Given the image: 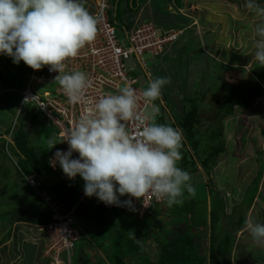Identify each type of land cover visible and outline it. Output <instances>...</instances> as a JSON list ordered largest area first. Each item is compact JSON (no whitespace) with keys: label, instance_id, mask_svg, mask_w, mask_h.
<instances>
[{"label":"rangeland","instance_id":"obj_1","mask_svg":"<svg viewBox=\"0 0 264 264\" xmlns=\"http://www.w3.org/2000/svg\"><path fill=\"white\" fill-rule=\"evenodd\" d=\"M108 1L112 2L115 6L116 1L118 0ZM169 1L173 2V0ZM257 2L264 4V0H257ZM182 4L181 7L183 9L180 6H177V8L184 11L179 12L176 9V15L181 17V15H179V13H181L185 18L187 17V19L190 17L189 21L184 19L186 21L185 24L188 23L189 30H187L184 35H179L178 40L171 44L173 48L167 50V55H169L168 60L174 61L175 66L172 67L171 64H169V61H166L165 58L163 59V55L156 59V62L163 63L159 77L171 78V83L167 84L162 89V97L169 104H171L170 100L173 102L175 101L173 107H178L179 105L184 106L185 96L191 98L200 97V101H202V105L199 101V105H201L200 116L203 121L200 129L202 133L205 131L206 133L209 132L204 135V138H207L208 136L210 137L212 134H215L213 132L218 128L215 116L221 109L220 113L225 111L224 108L226 107V101L231 97L232 101L238 102L235 97L239 92L237 87H235L234 95H232L234 87L232 77L233 75H236V73L232 71V74L230 75L224 74V69H220V67L225 65L245 69L246 75H250V77H252V75L255 74V71L259 69L260 65L252 60V55L255 50L253 46L255 39L254 28L256 23L259 22V19L254 13L245 8V0H182ZM123 5V2L118 4V9L121 11L116 21V27L122 33L123 27H130L129 22L135 15V12H124L122 9ZM158 14L161 16L164 13L161 14L159 12ZM179 22H181L180 19ZM187 41H189L188 48L184 47V44ZM148 59L149 61L155 60L153 57H148ZM0 63L3 65L2 75L5 76V79H1V81L4 83L7 82L8 78L9 80H21L24 73L31 72V68L25 65L23 61H21L20 64L23 65L24 68L20 70L19 67H17V64L13 63L12 58L4 54H0ZM127 64L132 68L131 75L139 79L142 88L145 90L150 81L146 76V73L135 59H130ZM218 68L220 70H216ZM18 69L20 72L17 73L16 70ZM23 70L26 72H23ZM150 70L153 79L156 78L152 66H150ZM246 79L252 78L247 76L245 80ZM25 80L28 81L29 76H26ZM47 88L48 87L44 85H34L33 89L34 91H41L40 93H43ZM203 95H205V99ZM11 96L12 99L6 101L8 108L4 111L2 110L4 114L0 117L2 120L0 124L1 130H5L10 115L13 116L17 113L21 104V97L17 93L12 92ZM245 97V94H243L240 99H244ZM155 103L160 106L161 115L164 120H157V122L165 124L168 122V117L165 115L162 102L159 100ZM253 103L254 104L249 110H243L238 104H235L233 113L226 116L222 121L223 134L218 137L215 135L216 138L213 139V142H215L214 144L217 146L218 144H221V146L226 148V153L223 157L225 158V161H222L224 162L223 165L220 167L221 159H219V162H217L218 164L214 167L213 176H211L214 180V184L211 182L212 180L209 179V194H207L204 186L205 171H201L200 167H197L196 164L195 166L191 165V170L187 168L186 171L191 174L192 170H195L196 168V172H198L194 176L196 195L190 197L188 193L185 192L184 203L172 207H168L166 204H156L153 208L157 210L158 214L156 219L160 224H158L159 227H162V230L154 225H152V229L149 227V231H153V234L151 235L149 231V236L148 233H144L146 235V238L144 239L150 240L149 242L147 241L146 244L148 248L144 245L141 252H136V254L139 255L134 256L138 260L132 257L129 259L127 258L126 264H156L159 253V245L157 244V241L164 242L168 239L175 238L174 236L177 234L185 232L187 230L186 226L188 225V219L186 218L184 221L185 213L187 217L189 216L191 218L196 227H202V230L207 229L209 236L211 234V223L214 224V221L218 222L217 219L220 222H223L222 226L224 228L228 229L239 224L238 222H241V219L244 218V226L246 217L243 213L245 212H247V218L251 215L256 222L264 224V208L262 205L260 206L257 202V204H253L254 207L252 209H250V207L246 209L247 207L245 208L244 205V199L253 197L256 195L255 191H258L256 183H252V180L258 176L259 172L257 151H263L262 158L264 163V95L261 98H255ZM27 110L28 107L24 109L23 114L27 113ZM39 114V119L37 121L40 123L35 126L34 131L29 134L27 138L29 144L33 146L35 151L41 154L42 152H51L53 150V148L50 150L48 145L49 139L55 137L57 142L60 141L57 137V129L46 121L40 112ZM2 146H4V142L0 140V148ZM194 155L199 158L198 151L197 153H194ZM40 156L41 160L44 162V155L42 154ZM192 158L193 156L190 154L187 160L190 161ZM16 163H19V158L14 154L12 148L9 147L8 152L5 149V151L0 154V190H3L0 191V222L2 223L0 225L9 228V221H11V218L13 217L18 219L30 218L32 214H36L34 208L38 210L44 208L48 211L46 206L37 201L34 192H29L30 190L25 185L24 180L20 178L17 173L18 168ZM225 163L227 164L224 165ZM40 166L45 173L44 178L52 183L58 184L61 181L66 182L69 180L62 170L52 172L45 164ZM218 167H220L221 170L226 167L229 168L219 172ZM239 171H243L244 173L240 176ZM237 177L239 178L237 179ZM261 183H264V168L260 184ZM262 188H264V184ZM228 190L229 195H226ZM18 195H23L28 201L31 200V202H28V205L31 207L30 210H28L29 207H27L21 212L19 210L9 211V207L22 209L23 206L18 204L20 202L16 199ZM205 195H207V203L208 196H210L212 203L215 201L216 204H218V207L215 208V210L212 211V209L209 210V207L207 208L206 203L203 201V196ZM261 196V200L264 202V192ZM88 200L89 204L86 207H88L87 209H89V212L100 207L103 209V212L107 211V214L104 216V221L112 220L110 222L117 225L116 228H118V232L116 235L113 234V238H122L125 229H127V231H132V233L136 235L138 234L137 231L143 228V226L139 224L140 228L137 229L138 223H135L134 213L129 206L105 205L95 196L88 197ZM120 200L124 201V198L122 200L120 197ZM11 201L14 202V204H11ZM244 208L245 211L243 212ZM85 211L84 206H81L79 208L80 213L76 216V226L80 231L81 229L87 231L90 226L88 220H85ZM36 216L37 215L32 217L35 218ZM2 217L3 219H1ZM6 219L10 220L5 221ZM40 219L41 218L37 216L34 221L39 222ZM20 227L24 226L20 225ZM13 229H15V227H13ZM19 229L15 230L16 233L13 238L14 240L12 244L9 245L13 257L19 258V264H56V251L48 250L49 247L46 246L47 243L44 246L45 249L40 245L43 237H35L34 234L29 239H24L22 234L20 235ZM195 230L197 231L198 228L193 231L195 232ZM193 231L190 230V232ZM104 232L105 231H103V233ZM198 233L202 237H206L203 232ZM5 234V232L0 233V238ZM90 234H92L90 235L91 237L95 238L94 245L101 247V253L105 252V254H107V259L103 258L104 256L101 258L93 243L90 244L91 240L89 241L87 238V240L82 238L78 242L76 249L72 252L70 263L67 261L66 256L63 255L65 263L77 264L75 256L81 254L83 257L86 256L91 264H115L114 259H112L113 254L110 248L111 245L105 243V235H100L97 231H93ZM193 235L196 236V234ZM201 236L199 243L204 246L206 240L204 238L202 239ZM150 238H153L154 240L152 241ZM21 239L29 242L35 240L34 243L39 244L40 249L42 248L41 254L39 255L38 246L35 247L34 244L31 243H23ZM46 240H48L47 236ZM15 242H18V244ZM135 245L138 244L136 243ZM224 245L225 244L221 243L219 246L223 248ZM19 250L23 251V253ZM142 253L144 254L142 255ZM2 254H0V256ZM242 255L243 253H241V250L237 251L236 260L239 259L242 261ZM250 256L255 260L264 261V247L260 248L259 246L254 245L251 247ZM2 259L4 262L7 260L5 255ZM23 260H26L27 262H24Z\"/></svg>","mask_w":264,"mask_h":264},{"label":"clouds","instance_id":"obj_2","mask_svg":"<svg viewBox=\"0 0 264 264\" xmlns=\"http://www.w3.org/2000/svg\"><path fill=\"white\" fill-rule=\"evenodd\" d=\"M85 3L86 0H0V54L11 57L17 65L23 61L34 71L48 66L50 72L59 73L54 81L63 89L69 103L91 105L70 130L60 134V142L55 137L49 139L50 150L59 143L53 152L54 157L51 161L49 159V165L55 167V162H58L61 168L57 169H62L66 177L75 179L79 175L85 182L82 193L87 199L85 203H80V196L74 205L79 203L76 215L80 205L86 204L88 197L93 196L105 205H127L130 208L132 202L126 200L125 195L140 199L151 193L168 207L183 204L185 192L190 197L196 195L192 176L178 166L182 159L183 132L170 124L157 122L161 108L155 103L163 98L162 89L171 83V78L152 79L149 69L150 75L144 72L150 81L139 94L131 85L125 84L118 88L116 94L105 93L93 102L85 98V92L90 87L87 74L79 70L70 73L65 71L66 61L75 58L97 35L98 17L88 11ZM117 3L114 6L116 11L120 10ZM245 8L259 19L254 28L255 50L252 60L264 67V4L257 0H245ZM156 25L162 29L179 31V35L184 33L174 27ZM140 99L145 103L143 112L138 111ZM26 106H32L45 118L36 105L25 104L19 115L15 113L7 123V147L14 141V133L9 137L12 124L16 117L20 120ZM127 122L137 124L135 136L128 130ZM63 142L69 145L66 152L57 150ZM73 152L79 153V158L73 159ZM207 189L210 190V187ZM33 192L48 208L34 189ZM48 211L50 213L49 208ZM147 212L143 217L135 211L133 213L137 219L143 220ZM45 225L36 226L41 228ZM244 230L251 235L257 246L264 247V224L248 217L244 222ZM83 236L81 233L80 240ZM130 238L136 239L134 233L130 232ZM90 240L94 242L92 238ZM71 256L67 260L69 263Z\"/></svg>","mask_w":264,"mask_h":264},{"label":"trees","instance_id":"obj_3","mask_svg":"<svg viewBox=\"0 0 264 264\" xmlns=\"http://www.w3.org/2000/svg\"><path fill=\"white\" fill-rule=\"evenodd\" d=\"M124 1H126L128 4L127 10L129 12L137 11L138 8L136 3L134 5V0L132 2L131 0H118L117 5ZM174 1L180 7L181 5H183L182 0H174ZM119 15H120V10L117 11V16ZM188 42L189 41L185 42L184 47L188 48ZM169 48H173L172 45H170ZM167 54H168L167 51H165L164 54H162L164 56L163 59L165 58L166 61H169L168 60L169 55ZM171 62L169 61V64H172L171 65L172 67L175 66L174 61ZM151 66L153 68L156 77H159L163 63L162 62L158 63V61L157 62L154 61L151 63ZM220 69H224V74L230 75L232 74V71L236 73V75H233L232 77L234 82L232 95H234L235 87L238 88L239 92L238 95H235L238 102L232 101L230 97V99L226 101V107L224 108L225 111L220 113V111L222 110L221 109L215 116L218 124V128H216V130H214L213 132L215 134H212L210 137L208 136L207 138H204V135H206L209 132L207 133L206 131L204 133L201 132L200 127L203 121H202V117L200 116V109L202 105V101H200V97L191 98L185 96L184 106L179 105L178 107H172V108L171 106L169 107L168 105H166V107L163 106L165 110V115L168 116L166 110H170L169 115L171 114L170 121L168 119V122H166L165 124H170L175 128L182 129L183 132L184 139H183V147L181 149L182 164L181 161H179L178 166L186 171L187 168L189 169L191 168V165L195 166L196 164L197 167L202 168L203 172L205 171L204 173L205 176L211 173L213 166L216 164L218 156L226 152V148L224 146H221V144H218L217 146L216 144H214L215 142H213V139L216 138L215 135H217L218 137L223 134L222 121L224 120V118L233 113L235 104H238L243 110L244 109L247 110L250 109V107L254 104L253 102L255 98H261L264 95V67L259 66V69L255 71V74H253L252 77H250V75H246L245 69L234 68L225 65L221 66ZM220 69L218 68L216 70H220ZM247 76L252 79L245 80ZM21 80H15L14 82L12 79L8 82V84L12 86H21ZM23 88L24 87H22V89ZM243 94H245L246 97L244 99H240ZM18 95L21 97L20 94ZM203 97L205 99V95H203ZM199 101L201 102V105H199L200 104ZM26 107H30V106H26ZM26 107H24V109ZM157 120L164 121L161 112L160 115L157 117ZM17 121L19 122L15 123V127L17 129L14 132V141L13 143L8 144V147L12 148L14 154L19 158V163H16V166L18 168L17 173L19 174L20 178L24 180L25 183L26 181L24 177H28V176L30 177L36 175L35 177L37 178V180L42 182L43 184L40 187V190H44L47 193L53 195L54 201L62 205V210L69 211L79 200L81 193L84 189L85 182L79 175H77L75 179H69L66 182L61 181L58 184L46 180L44 178L45 173L40 168L41 167L40 165L45 164L52 172H56L57 170H62V169L52 170V168L49 165V159L52 156L54 150H52L51 152H42L41 154L36 152L35 149L29 144V141L26 138L23 121L19 119H17ZM3 142H4V146L0 148V154H2L5 151V149L8 152L7 149L8 147L5 145L6 140H4ZM197 151L199 154L198 155L199 158L198 161H195L197 156H195L194 153H197ZM42 154L44 155V162L41 160L40 155ZM190 154H192L193 159L188 161L187 158ZM257 156H258L257 161H258L259 172H258V176L254 179L253 183L254 184L256 183L258 191H255L256 195H254L253 197L244 199L245 208L247 207L246 209H248L252 205V202L256 198V196L259 195L260 197H262L261 194H259V185L262 179V171L264 168V163L262 158L263 151H257ZM197 173L198 172H196V168H195V170H192V173L190 174L193 178L192 179L193 185L195 183L194 176ZM204 186L206 187V184ZM207 187L209 188V185ZM31 190L33 192V189ZM88 204L89 201L86 204L80 205V207L84 206L86 210L85 220H88L90 224L89 229L87 231L85 229H81L82 236L85 235L89 239L92 238L93 240H95V238L90 236L92 235L90 233H92L93 231H97L98 233H100V235H105L104 236V238L106 239L105 243L111 245L110 248L113 254L112 259H114L115 264H126L127 263L126 259L127 258L129 259L131 257L138 260L136 257H134L139 255L136 254V252L137 251L141 252L143 250V246L147 244V241H149V239L148 240L144 239L146 238V235L144 233H148L149 231L148 228L149 227L151 228L152 225H154L155 227L156 226L159 227L160 225L157 222V219L153 218V216L156 217L158 214L157 210L153 208L156 204H153L151 208L148 210L145 216L146 219L140 220L137 219L136 216H134L135 223L141 224L143 226L142 229L137 231L138 234L136 235L134 234L136 239L130 238V232L132 231H128V233L126 232L124 236L121 235L122 238L119 239L117 237L113 238V234L115 235L117 234L118 228H116L117 225H114V223L110 222L112 220L104 221L105 219L104 216L107 214V211L103 212V209L98 207L92 210V212H89V209H87L88 207H86L88 206ZM245 208L243 209V212L245 211ZM79 213L80 212L78 209L77 214ZM184 215H185L184 221L186 218L188 219V223H187L188 225L186 226L187 230L185 232L181 234H177L174 236L175 238L168 239L164 242H159V240L157 241V244L159 245L158 246L159 253L156 264H229L232 247L236 241L237 230L238 228L243 226L244 218L241 219V222H238L239 224H236L234 227L228 229L224 228L222 226L223 222H220L218 219H217L218 222L214 221V224L211 223L210 236L208 235V230L205 229L207 235L205 241L206 244L204 245L205 246L204 247L203 244L199 243L201 235L197 233L196 230L195 232L193 231L194 228L196 229L198 227H196V225L193 224L191 218L189 216L187 217L186 213ZM39 217L41 218L39 222H35L34 221L35 218H33L32 216L27 219L14 218L11 221H9L10 219H6L5 221H9L10 228L0 225V233L2 232L6 233L2 238H0V246L4 244L12 236L13 233L12 227L16 222L34 221V223H36L37 225H45L50 223L52 220L51 216H47L44 214H40ZM1 219H3V217ZM0 224L2 223L0 222ZM178 225H173V226H178ZM159 228L162 230V227ZM190 230L193 232H190ZM103 231L105 232L103 233ZM193 234H196V236ZM137 240H139V243L137 242ZM136 243L138 245H135ZM221 243L225 244L223 248L219 246ZM99 250L101 249L99 248ZM102 254L104 256L103 258L107 259V254H105V252ZM143 254L144 253H142V255ZM75 258L77 264H91L90 260L86 256L83 257L81 254H78L77 257L75 256ZM0 264H1V260H0Z\"/></svg>","mask_w":264,"mask_h":264},{"label":"built area","instance_id":"obj_4","mask_svg":"<svg viewBox=\"0 0 264 264\" xmlns=\"http://www.w3.org/2000/svg\"><path fill=\"white\" fill-rule=\"evenodd\" d=\"M116 12L112 2L96 0L95 9L90 12L98 17L96 38L81 49L75 58L66 61V72L79 70L87 74L90 87L85 92V98L93 102L98 101L105 93L116 94L118 88L125 84L135 88L138 94L142 92L144 89L139 79L131 75L132 68L127 62L130 59H135L143 71L150 75L151 61L148 57L156 59L164 54L180 34L179 31L172 28H159L150 21H135L129 28L123 27L122 33L116 27L118 18ZM58 74V72H50L48 66H44L41 70L31 69L29 80L21 92L22 102L17 112L19 115L25 104L33 103L43 113L47 121L57 129L60 140V134L70 130L91 105L69 103L63 89L58 82L54 81ZM34 85H44L48 88L40 93L41 91H34ZM144 109L145 103L143 99H140L138 111L143 112ZM16 121L17 117L10 130V138L13 136ZM127 127L130 133L135 136L138 131L137 124L127 122ZM68 147V143L63 142L60 143L57 150L66 152ZM72 158H79V153L73 152ZM50 166L53 169L60 167L58 162H55V167L51 164ZM26 181L39 194L51 213V222L41 227L48 238L46 246L49 247L48 250L56 251V264H66L63 255L67 260H70L71 253L81 237L75 218L79 203L69 211H63L62 205L54 201L53 195L40 190L43 184L35 176L26 177ZM86 197L83 192L79 202L85 203ZM125 198L131 200V208L140 217H143L153 204L164 203L162 200H157L151 193L140 199L129 195H125Z\"/></svg>","mask_w":264,"mask_h":264},{"label":"crops","instance_id":"obj_5","mask_svg":"<svg viewBox=\"0 0 264 264\" xmlns=\"http://www.w3.org/2000/svg\"><path fill=\"white\" fill-rule=\"evenodd\" d=\"M133 0H131V2H132ZM159 1V2H158ZM95 2H96V0H86V3H85V6H86V8L88 9V11L89 12H92V11H94V9H95ZM124 3V5H123V11L124 12H129L128 10H127V8H128V4H127V2L125 1V2H123ZM135 3H136V5H137V12H135V15H134V18L129 22V25L131 26V25H133V22H139V21H152V22H154V23H156V24H162L161 26H165V27H174V28H176V29H178V30H183V35L187 32V30H189V26H188V23H186L185 24V20H187V21H189V18L187 19V17L185 18L184 16H183V14H181V13H179V15H181V17L180 16H178V15H176V9L180 12H183L184 10H182V9H180V8H177V4L175 3V1L173 0V2L172 1H169V0H134V5H135ZM173 10V11H172ZM175 11V12H174ZM164 13V14H162L161 16H159V14L158 13ZM129 13H132V12H129ZM185 15V14H184ZM179 19L181 20V22H179ZM185 19V20H184ZM178 21V22H177ZM177 22V23H176ZM171 62V61H170ZM21 63V62H20ZM18 64L17 65V67H19V69L21 70V69H23L24 68V66L23 65H21V64ZM172 63V62H171ZM0 65H1V63H0ZM172 65V64H171ZM2 67H3V65H1V67H0V103H1V106H0V117L4 114V110H6L7 108H8V104L6 103V101H8V100H11L12 99V92H14V93H18L19 94V90L20 89H22V87H24V85H25V79H26V76H28L29 74L28 73H30V72H27V73H24L23 75V79L21 80V86H12V85H10V84H8V82L10 81L9 80V78H8V80H7V82H3V81H1V79L3 80V79H5V76H3L2 75ZM19 69L18 70H16L17 71V73L18 72H20L19 71ZM15 70V69H14ZM25 70V69H24ZM23 70V72H26V71H24ZM16 73V74H17ZM15 80L16 79H13V81L15 82ZM161 102H162V105L163 106H165V105H168L169 107L171 106V108L173 107V103H175V102H173V101H171L170 100V102H171V104H169L164 98H162L161 100H160ZM3 110V111H2ZM14 110V109H13ZM170 111V110H169ZM24 113V110H23V112H22V114H21V118H20V120L21 121H23V125H24V129H25V134H26V138L29 136V134H31L33 131H34V128H35V126H37V124L38 123H40V122H38L37 120L39 119V112L36 110L35 111V109L32 107V106H30V107H28V110H27V113H25V114H23ZM170 113V112H169ZM168 116V119H169V121H170V116H171V114L169 115V114H167ZM23 116V117H22ZM12 118V116L10 115V119ZM9 119V120H10ZM1 122H2V120L0 119V124H1ZM1 126V125H0ZM7 127V126H6ZM6 132V128H5V130H1L0 129V140H2V141H4L5 140V133ZM27 140H28V138H27ZM32 146V145H31ZM33 147V146H32ZM57 147V145L53 148V150H55V148ZM226 153V152H225ZM225 153H222V154H220L219 156H218V158H217V161H216V164L215 165H217L218 163L217 162H219V159H221L220 160V167L223 165V163L224 162H222L223 160L225 161V158H223L224 157V155H225ZM226 161H228V160H226ZM227 163H225L224 165H226ZM215 165L213 166V168H212V171H211V173L210 174H207V176H205L204 175V179H205V184H207L208 185V183H210L209 182V179H211L212 181L211 182H213V184H214V180L211 178V176H213L212 174H213V172H214V167H215ZM220 167H218L219 169V172L220 171H222V170H224V169H228L229 167H226V168H224V169H220ZM236 168V167H235ZM200 169L202 170V168L200 167ZM203 171V170H202ZM237 171V170H236ZM244 172L243 171H239V174H240V176H241V174H243ZM239 176V177H240ZM0 177H1V175H0ZM216 177V176H215ZM219 177V176H218ZM239 177H237V179L239 178ZM253 181H254V179L252 180V183H253ZM221 182V181H220ZM25 183V182H24ZM215 183H216V178H215ZM264 184V183H263ZM263 184L261 183L260 184V186H259V194H263V192H264V188H262L263 187ZM25 185L28 187V185H27V183H25ZM207 185H206V187H207ZM1 186V185H0ZM26 186H25V188H26ZM231 186V185H230ZM205 187V189H206V192H207V194H209V189H207ZM216 187H218V186H216ZM29 188V187H28ZM29 192H32V190L29 188ZM34 195L36 196V194L34 193ZM226 195H229V190L226 192ZM37 197V196H36ZM233 197V196H232ZM211 198V197H210ZM16 199L20 202V203H18V204H21V206H23L22 207V209H19V208H17V209H15L14 207L12 208V207H9L10 209H9V211H16V210H19V211H22L23 209L25 210V208H27V207H29L28 208V210H30L31 209V207L28 205V202L30 201L31 202V200H29L28 201V199L27 198H25L23 195H18V197H16ZM27 199V200H26ZM37 199V201H39L42 205H44L43 203H42V201L37 197L36 198ZM203 201L206 203V206H207V208L209 207V210H211L212 209V211L215 209V208H217L218 207V204H216V202L215 201H213V207H212V205H211V201H209V196H208V203H207V195H205V196H203ZM257 202H258V204L261 206H263V208H264V202L261 200V197L258 195V196H256V198L253 200V202H252V205L250 206V209H252L253 207H254V205L253 204H257ZM4 203V202H3ZM6 203H8V202H6ZM11 204H14V202H12L11 201ZM32 206V205H31ZM45 206V205H44ZM167 208V207H166ZM34 210H35V213L36 214H32L31 216H35V215H37V216H40V214H44V215H47V216H50V213H49V211H47L46 209H44V208H42L41 210L39 209H36V208H34ZM134 212V211H133ZM244 215H245V217L247 218V212H245V213H243ZM251 214V213H250ZM134 216H136L135 215V213L133 214ZM155 215V214H154ZM174 217V216H173ZM250 217H251V215H250ZM15 217H13V218H11V220L12 219H14ZM34 218V217H33ZM153 218H155L156 219V217L155 216H153ZM245 218V219H246ZM257 223H260V222H257ZM20 225L21 226H24V227H20ZM37 224L36 223H34V222H27V221H20V222H16L15 224H14V226L13 227H15V229H13V227H12V230H13V233H12V236L4 243V244H2L1 246H0V254H2V253H4V254H2L1 256H0V260H1V264H19L20 263V260H19V258L18 257H13V255H12V253L10 252V248H9V245L10 244H12V242H13V238H14V235H15V233H16V231L15 230H18L19 228V233H20V235L22 234V237L24 238V239H29L31 236H33L34 234H35V237H38V236H40V237H43V239H42V243L40 244V245H42V247L43 248H45L44 246L46 245V243H47V240H46V236H45V234L43 233V231L41 230V228H38L37 226H36ZM18 226V227H17ZM17 228V229H16ZM125 228V227H124ZM151 229H152V227H151ZM195 229V228H194ZM34 230V231H33ZM126 232L128 233V231H127V229H125L124 230V235L126 234ZM150 232V231H149ZM149 232H148V236H149ZM198 232H203V234L204 235H207L206 233L207 232H205V229L204 230H202V227H198V230H197V233ZM33 233V234H32ZM150 234L152 235L153 234V231L152 232H150ZM209 234V233H208ZM151 237V236H150ZM202 237V236H201ZM34 238V237H33ZM83 238L84 239H86L87 238V236H83ZM205 239L206 240V237H202V239ZM89 241H90V239L89 238H87ZM86 239V240H87ZM150 239H152V238H150ZM153 240V239H152ZM21 241L23 242V243H25V242H28V243H31V244H34V246L36 247V246H38V248H39V255L41 254V249H40V247H39V244H35L34 242H35V240L32 242H29V241H26V240H22L21 239ZM150 241V240H149ZM16 244H18V242H15ZM90 243V242H89ZM93 243V245H94V242H92L91 241V243L90 244H92ZM254 245H256L255 243H254V241H253V238L251 237V235L247 232V231H245L244 230V226H242V227H240V228H238V230H237V234H236V241H235V244L233 245V247H232V251H231V256H230V259H229V261H230V263L229 264H264V261H262V260H255V259H253L251 256H250V251H251V247H253ZM17 246V245H16ZM95 246V245H94ZM260 248H262L261 246H259ZM95 248H96V251L100 254V256H101V258H102V256H103V254L101 253V247H99L101 250H99V248L97 247V246H95ZM241 250V253H243V257H242V261H240L239 259L238 260H236V254H237V251H240ZM10 252V253H9ZM20 252H22L23 253V251H21L20 250ZM9 253V254H8ZM5 255V257H6V261L4 262V260L2 259L3 258V256ZM77 257V256H76ZM41 258V257H40ZM21 259V258H20ZM30 260V259H29ZM245 260V261H244ZM24 262H27L26 260H23ZM99 264V263H98Z\"/></svg>","mask_w":264,"mask_h":264},{"label":"flooded vegetation","instance_id":"obj_6","mask_svg":"<svg viewBox=\"0 0 264 264\" xmlns=\"http://www.w3.org/2000/svg\"><path fill=\"white\" fill-rule=\"evenodd\" d=\"M166 113L169 114V110H166ZM205 145H206V144H205ZM196 160H197V159H196ZM196 160H195V161H196ZM212 207H213V203H212Z\"/></svg>","mask_w":264,"mask_h":264}]
</instances>
